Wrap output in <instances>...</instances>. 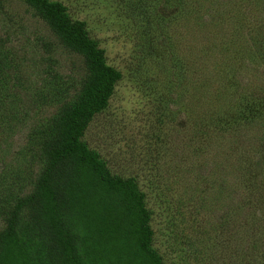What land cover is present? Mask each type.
<instances>
[{
    "label": "rangeland",
    "instance_id": "obj_1",
    "mask_svg": "<svg viewBox=\"0 0 264 264\" xmlns=\"http://www.w3.org/2000/svg\"><path fill=\"white\" fill-rule=\"evenodd\" d=\"M43 1L91 50L0 0V264H55V210L74 264H264V0ZM92 56L115 77L79 120L91 161L71 168L66 209L52 149ZM111 181L131 190L144 247Z\"/></svg>",
    "mask_w": 264,
    "mask_h": 264
},
{
    "label": "trees",
    "instance_id": "obj_2",
    "mask_svg": "<svg viewBox=\"0 0 264 264\" xmlns=\"http://www.w3.org/2000/svg\"><path fill=\"white\" fill-rule=\"evenodd\" d=\"M25 1L28 4L36 5L41 8L47 23L50 24L58 34L61 35L62 41L68 49L74 52H80L82 49H88L89 51L91 50L86 40L82 37L77 26L68 24L65 21L64 15L58 11L57 6H50L43 0ZM114 77L115 75L111 70L103 67L100 62L96 60L95 56H92V64L90 65L88 74L81 85V96L76 106L72 109L71 114H68V116L61 123V129L56 140L55 148L52 149V158L57 164H59L57 160H62L65 158L69 164V172L66 173L63 180L59 183L60 190L63 192V196H66V199H68L63 205V207L66 209H70L71 207V191L73 186L76 184L74 182V176L71 168L75 167L74 165L80 156L81 158H85L86 162L91 161L89 156H86V154L82 151V145L76 140L80 131L79 120L91 114L100 107L103 100L108 95L109 87ZM48 178L50 181H54L53 178L58 179L56 170H52ZM106 188L110 191V193L116 196L118 195L123 205L127 206L129 213L134 220L133 227L135 233L138 236L139 248L144 247L145 236L143 232L145 231V228L142 225L143 219L134 216L135 209H133L131 205V202L134 198L132 196L131 190L126 184L117 183L116 181L109 182ZM54 195L58 194L55 193ZM61 199L64 200L63 198H60V200ZM57 202L58 198H56V203ZM81 208L83 210L81 215L85 214L89 208L88 198H86L85 202H83L77 209ZM55 211L51 212L50 214L46 213L48 219L45 223L46 229H50L51 231L50 236L52 234L57 235L58 228L64 230L62 234L56 236V239L52 240V242H54L53 246L55 247L57 253V259L55 253H53L56 260L55 264H74L76 255L75 248L73 247V235L69 228L66 229L67 226H65L62 220V216L59 213H55ZM50 252L53 251L50 250ZM2 258H4L3 254ZM152 264H155V262H152Z\"/></svg>",
    "mask_w": 264,
    "mask_h": 264
}]
</instances>
